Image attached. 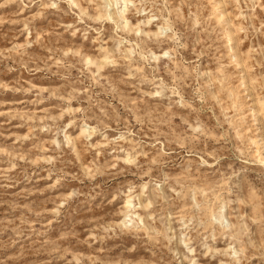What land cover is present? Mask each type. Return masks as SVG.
Here are the masks:
<instances>
[{
  "label": "rangeland",
  "instance_id": "obj_1",
  "mask_svg": "<svg viewBox=\"0 0 264 264\" xmlns=\"http://www.w3.org/2000/svg\"><path fill=\"white\" fill-rule=\"evenodd\" d=\"M0 264H264V0H0Z\"/></svg>",
  "mask_w": 264,
  "mask_h": 264
}]
</instances>
